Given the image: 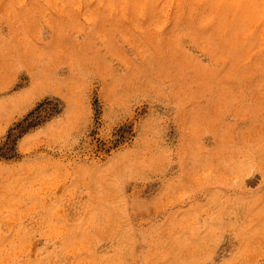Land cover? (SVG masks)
<instances>
[{"label": "rangeland", "instance_id": "374dc122", "mask_svg": "<svg viewBox=\"0 0 264 264\" xmlns=\"http://www.w3.org/2000/svg\"><path fill=\"white\" fill-rule=\"evenodd\" d=\"M14 141L0 264H264V0H0Z\"/></svg>", "mask_w": 264, "mask_h": 264}, {"label": "trees", "instance_id": "16d2710c", "mask_svg": "<svg viewBox=\"0 0 264 264\" xmlns=\"http://www.w3.org/2000/svg\"><path fill=\"white\" fill-rule=\"evenodd\" d=\"M11 136H12V133L9 134L8 138L10 139ZM14 147H15V141H14V145L12 146H9L8 143L5 144V146L0 148V152H1L0 156L7 158V159L13 158L15 156V154H13L14 152H12L15 149Z\"/></svg>", "mask_w": 264, "mask_h": 264}]
</instances>
